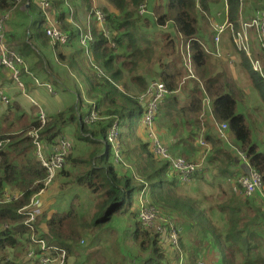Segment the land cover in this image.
<instances>
[{"label":"trees","instance_id":"obj_1","mask_svg":"<svg viewBox=\"0 0 264 264\" xmlns=\"http://www.w3.org/2000/svg\"><path fill=\"white\" fill-rule=\"evenodd\" d=\"M80 1L90 2V0ZM106 1L113 8L112 12H106L105 21L110 28L106 25L108 32L110 30L115 32L114 36L109 33L115 42V47H111L107 39L92 26L94 41L91 43L90 50L93 58L101 61L98 68L104 70L105 74L96 79L93 76L87 79L89 86L87 97L93 102L87 105L83 103L80 95L76 94L74 104L48 116L43 126L37 120V116L29 120L17 102H11L2 114L0 123V264H38L27 258L30 251L37 255L43 252L40 245L33 242V239L42 241L45 247L52 246L65 250L67 253L65 264H71V258L77 257L80 253L79 245L80 242H84L85 237L99 231L113 214L127 213L135 218L131 232L132 239L141 250L155 256L150 258L149 262L162 264L163 259V264H167L164 253L162 258V249L158 244L160 239L141 223L137 209L136 213L130 212L129 206L133 192L141 188L147 189L152 201L158 206L179 213L201 229L199 237L201 248L195 251L197 255H204L210 246L211 249L217 250L216 255L221 256V264H264V207L263 202H259L264 198V149L261 150L252 139L253 125L251 127L247 125L245 116L237 111L240 96L236 90L235 80L224 70L213 72L208 67L209 58L203 53V47L197 38L196 10H208L211 0H165L160 5L164 6V10L154 13L156 16L154 23L164 26L167 22H171L178 36L180 35L184 41H189L193 71L201 80L203 88H200L196 82H189L192 83L190 88L182 86L188 104L175 110L168 103L169 100L178 101L172 92L177 89L179 78L184 75V68L178 69L176 66L171 70H162L157 75L171 93L163 99V101L166 100L163 103V110L170 118V129L187 130L180 141L184 145L185 153L180 149H174L177 151L176 155H184L187 161L195 160L199 154L196 139L202 131L211 147L207 152L204 169L202 173L193 175L190 182H180L175 174L169 171L168 163L155 157L148 147V142L140 141V150L146 156L143 167L137 169L136 177L145 185L137 184V180L127 173V169H124L125 172L119 170L117 166L119 163L115 162L113 151L105 140L109 127L117 118L123 128L119 136L120 142L125 145L128 130L133 128L135 116L137 114L143 116L145 110L135 96L119 90L114 80L120 73L115 62L118 58L123 59L122 55L116 53L118 47L123 46L122 39L126 43L123 47L128 50L124 57L128 59L124 61L125 65H135L137 68L141 60L150 57L147 51H150L148 47L151 44L141 48V40L144 42V39L138 38L133 32L134 28H137L135 24L138 25L149 19V17H141L138 13L141 7L144 9L143 14L148 12L146 0ZM252 1L264 10V0ZM52 2L59 11V18L57 16L60 22L59 28L69 34L70 41L75 39L79 30L75 28L74 23L73 25L69 23L68 17L77 20L76 15H70L66 0H52ZM240 5L241 0H226L227 16L231 22L234 21ZM89 6L90 4L87 3L86 7L89 8ZM35 33L43 43L47 41L50 43L43 22L39 23ZM50 45L58 48L57 45L54 46L51 43ZM170 45L174 47L172 39H169L164 47ZM24 49H27V45ZM19 55L22 58L20 53ZM165 56L170 57L165 65L175 64V59H179V65L182 64L180 62L182 56L177 46L174 53L172 51ZM58 57H62V54L58 53ZM242 65L245 68L244 61ZM136 71L137 69L133 71V78L139 84V90L144 91L147 83L145 78L137 75ZM262 71L263 77L249 71L246 72V76L264 104V68ZM203 91L212 100L215 121L227 124L230 143L244 154L250 170L260 176V191L263 192L261 195L263 198L256 195L246 197L238 185L232 189L230 182L233 176L229 174V169L235 164V154L223 140L217 138L216 130L211 129L209 123H205V119L199 120L202 113ZM92 105L103 107V111L99 114L100 119L85 122L84 117L88 115L89 107ZM32 108L36 109L34 106ZM70 125L75 127L76 140L85 144L87 150L79 155H75L72 151L68 153L64 163L67 168L65 169L63 165L54 179L61 177L64 180L58 184L61 190L65 188V184L86 187L96 198L95 211L91 213L90 219H87V214H82L78 210L79 197L75 195L66 211L49 213L44 207L38 206L40 214H37L34 221L29 223L32 226L31 229L24 224L29 209L25 208L24 211L21 209L28 206L30 199L43 188L47 172L34 153L33 139L29 136V132L37 131L39 140L49 147L64 139L65 129ZM186 153L196 154V156L193 159ZM211 163H214L211 177L214 184L210 185L216 186L215 189H217L214 196L208 195V200L197 196L200 192L199 188H195L196 191L187 197H180L174 191V185L192 186L201 183L208 173L207 165ZM6 194H9L10 198ZM211 196L214 200H211ZM205 200L209 202L208 206H204L202 201ZM187 224L183 223L184 227L193 230L192 223ZM18 247L24 251L22 262H17L13 256V251ZM223 249L224 255L221 254ZM174 251L176 252L175 249ZM90 258V256L87 257V259ZM94 258V264L102 260L98 256ZM194 261L196 259L192 263Z\"/></svg>","mask_w":264,"mask_h":264},{"label":"rangeland","instance_id":"obj_2","mask_svg":"<svg viewBox=\"0 0 264 264\" xmlns=\"http://www.w3.org/2000/svg\"><path fill=\"white\" fill-rule=\"evenodd\" d=\"M163 1L165 0H146V9L148 12H145L144 14L139 13L141 17H149V19L146 22H140L138 25L135 24L133 32L138 37H143L144 42L141 40L140 47L145 48L151 44L150 51H147V55L150 54L149 58H144L140 61L137 68H135V65H125L124 61H128V59H124L126 57V53H128V50L125 49L123 46L125 41H123L121 44L123 46L118 47L116 53H120L123 56V59L118 58L115 62V66L117 69H122L123 71V77L125 79V83L121 84V87L116 86L119 90L129 93L131 96H135L137 100H139V97L146 91L145 90H139V84L134 80L131 81L126 80L129 77V73L135 71L137 69V75L141 77H145L147 75V70L149 71H157V73H160L162 70L167 71L171 70L172 68H184L183 64L179 65V59H175V64L165 65L167 61H169L170 57L165 56L166 53H171L175 47L178 45V34L176 33L173 25L171 22H167L166 25L161 26L154 23V13L156 14L158 10H164V6H160L163 4ZM55 3V2H54ZM66 6H68V10L70 11V15L74 16L76 15L77 20H74L72 17H68L69 23L73 25H76L75 27L79 29L82 33L87 31V28L91 30L92 26L95 27L94 22V15L97 11L101 12L104 16V23L106 24L107 21H105L106 12H112L113 8L107 3L106 0H90V2H84L80 0L72 1V0H66ZM87 3L90 4L89 8L86 7ZM65 9V6H64ZM141 10V9H140ZM75 12V14H74ZM260 12H264L263 9H260L259 6L252 0H241V5L238 8V12L235 16V19L233 23L236 26H239L240 23L250 22L252 19L256 18ZM12 20H10L7 23V26L16 28V22H14L15 18H19L22 15L24 16L25 12L21 11L19 6L16 7V9L13 11ZM29 14L33 17V20H27V24L29 25V30L35 32L37 29V26L40 23L41 20V14L39 12V9L36 7L35 3L32 1L31 7L29 9ZM196 24H197V38L199 39L200 43L206 46L211 52H215L216 48L211 41V38L213 36V27H211V22L221 24L225 18L230 22V19L227 16V10H226V4L225 0H211L208 4V10L201 11L200 9L196 10ZM14 17V18H13ZM108 26V24H106ZM109 28V26H108ZM110 29V28H109ZM252 35V38L254 41H249V34ZM111 31V30H110ZM110 35L114 36L115 32L111 31ZM25 33V32H24ZM248 36V41L250 44V54L252 61H257L259 66L261 68H264V50L261 48L260 40L257 39V32L256 27H250L246 31ZM261 34V32L258 29V35ZM227 36H224L223 42L226 43L228 40L226 39ZM169 39H172L174 42V47L171 45L169 47H164V45L168 42ZM11 43V42H9ZM12 44V43H11ZM77 43H73V41H70L65 46L54 48L56 53L53 55L55 59L58 58V53L60 55L62 53H65L66 51H71L72 53L77 51L76 53H73V55L78 54V56H75V64L73 68L76 69L77 73L79 74V83L83 80H87L90 76H93L94 79L97 77L103 75L98 72V70H101L100 63L101 61H96L92 53L90 52L89 57H87L82 51H79L78 49L81 48V45L76 46ZM14 49L17 51V47L12 44ZM228 50H231L228 47ZM218 52L224 53L225 51L221 46H218ZM240 56L243 58L242 62H245V68L241 66V61L236 60L234 58V55L231 54L229 56H223L221 58H210L209 59V68H211L213 71H222L227 70L229 73V70L233 73V78L237 80L238 84L237 87L240 92V100L238 103V112H242L246 114L247 117V123L252 128V139L256 144L259 145V147L264 149V104L261 101L258 93H256L254 90V87L250 84H248L246 81L247 76L245 75L244 71L247 70L250 73L252 72V68L250 65V62L248 58L245 56L243 52L240 51ZM35 57L38 59L41 70L39 74H36L37 79L39 81H49L48 77H46L45 67H46V60L42 56L48 57V55H44V53L41 51V53L35 52ZM235 55H238V52L235 53ZM51 58V57H50ZM232 59V60H231ZM50 63V60H48ZM52 61V59H51ZM56 61V60H55ZM133 61V60H130ZM232 61V62H231ZM53 62V61H52ZM53 63H58L53 62ZM64 67H71L72 62L70 60L65 61ZM217 63L219 64V67L217 68ZM58 65V64H57ZM175 65V66H174ZM230 65V66H228ZM67 67V68H69ZM28 67L20 66L19 67V75L18 80L22 83L24 87V91L22 92L23 88H20L11 78V76L5 77L4 80L9 82V87L11 91H15L16 94L23 97V94H31L34 92V90L38 87H36V84L32 80L33 75H29V78L31 79V84L29 85L25 79L26 73L28 72ZM185 69V68H184ZM229 69V70H228ZM244 69V70H242ZM59 72L58 75L60 78L67 80V83L71 85V88L74 89L75 86V80L73 76L63 71V67L58 68ZM98 72V74H96ZM104 73V70H102ZM157 73H152V76H147V78H151L150 82L153 80H161L159 78V75ZM184 75L182 78H179L178 87L175 89V91L172 92V94L176 95L177 102H173V100H169L168 103L171 106V108H174L175 110H178L180 106L188 104V99L184 96V92L182 90L183 87L190 88L192 87V83L184 84L183 79L186 74L183 72ZM134 74V72H133ZM196 74V72H195ZM255 74V73H253ZM105 75V74H104ZM230 75V74H229ZM109 76V75H108ZM232 76V75H230ZM238 77V78H237ZM245 78V79H243ZM0 81H3V78L0 76ZM122 81V80H121ZM149 82V83H150ZM161 82V81H160ZM192 82H196L200 88H203L201 80L196 74L195 79H192ZM115 84V83H114ZM118 84V83H117ZM128 84V86H127ZM119 85V84H118ZM120 86V85H119ZM89 89V86L86 87ZM125 88V89H123ZM46 95H49L44 88ZM76 90L79 91L78 86L76 87ZM10 97L7 95V93H4V96L6 97V102H4L0 98V123L3 118V111L6 108V106L10 105L12 102V99H15L11 92H8ZM171 94L170 92L165 96L168 97V95ZM183 95V97H181ZM238 96V95H237ZM164 97V98H165ZM163 98V99H164ZM163 99L158 102L157 109L155 112L154 119L152 121V130H148L147 127L144 125H141L142 117L141 114H137L135 116V122L133 125V131L129 132L127 134V139L125 142V145H120V151L123 154V163L122 165H117L119 170L122 172H125L124 169H127V173L133 178L137 180V184H143V182L137 178L136 173L137 169H141L145 163V153L140 150V141L141 142H148L150 150H152L151 145L152 141L156 140L158 143L166 149V151L171 154L172 156H178L177 151H174V149H181L184 148V145L180 142L181 139L184 138V136L187 133V130H176V129H170V121L169 117L165 115V110H163ZM87 100L88 102H85L82 98L83 103H86L87 105L93 102V100ZM23 101V100H22ZM73 97L70 103H72ZM140 101V100H139ZM35 107V106H34ZM36 108V107H35ZM99 111H103V107H99ZM47 117L50 116L45 111ZM252 119V123L250 122V118ZM30 120V119H29ZM85 121V117H84ZM86 122V121H85ZM141 125V126H140ZM140 127L139 130H137ZM122 128V126H121ZM123 132V128H122ZM76 131L75 127L73 125H70L65 129V135L63 140H68L71 147L68 153L71 151L75 155H79L85 150H87V146L85 144H82L78 140H76ZM182 144V145H179ZM185 159L184 155L178 156ZM236 160L244 161L238 157L235 158ZM246 160V157H245ZM234 162V163H235ZM247 162V160H246ZM214 163L207 165L208 173H206V178L199 184L196 183V185L192 186H181L182 184H179L178 186L174 185L175 189L174 191L181 197H187V195L191 196V193L193 191H196L195 188H199L200 192H198L197 196L204 197L208 200V195H213L217 189L216 186H211L214 184V180L211 178L213 175V168ZM235 165V164H234ZM65 169L67 166H65ZM62 168V167H61ZM233 168V167H232ZM236 169V168H233ZM232 177V176H231ZM229 177V179L231 178ZM170 178V177H168ZM64 180L61 177H57L53 180V182L42 192L41 195L37 198L38 206L44 207L46 211L49 213L52 211L62 212L66 211L70 207V202L72 201V198L77 195L79 197L78 201V210L82 214H87V219H90V215L93 211H95V201L96 198L93 196V194L90 193V191L84 187L79 186L76 184H65L64 189H60L58 184L60 182H63ZM233 181V177L231 182ZM145 185V184H143ZM236 188L235 180L233 181V189ZM145 189V190H143ZM143 191L144 196L142 198V201L153 207L155 210L158 211L159 214L163 215V220L169 221V217L171 219V223L181 229V235H180V244L179 249H174L167 245L163 239L160 238V235L156 233L152 228H148L149 231L154 232L157 237L160 239V242L158 243L161 247L162 251V258L164 253V259L165 263L167 264H181L179 254H183L184 260H182L183 264H196L199 260H201L203 257L201 255H197L195 251L200 250L201 246V240H199L200 231L201 229L196 226V224L191 221L183 218L179 213L172 212L167 209H163V207L158 206L156 203H154L151 199V196L149 195L146 188H141L138 191H134L133 195L131 197V205L129 206L130 212L136 213L137 205L138 203V195ZM260 190L255 192L251 197H254L255 195H259ZM203 193V194H202ZM262 193V192H261ZM214 196V195H213ZM141 197V195H139ZM183 197V198H184ZM211 200H214V198L211 196ZM204 202V206H208V201H202ZM259 202H263L262 206L264 207V198L263 201L259 200ZM40 214V213H39ZM170 215V216H169ZM166 217V218H165ZM135 221V218L130 215V213L127 214H113L109 221H107L105 224H103L102 228L94 233L93 235H88L84 238V242H80V253L77 255V257L71 258V264H94L95 256L100 257L102 260L100 263L97 264H152L153 262L150 261V258H154L155 256L144 252L137 246L136 242L132 239V230H133V223ZM192 223L191 228H185L183 223ZM188 225V224H187ZM204 225V223L202 224ZM200 225V226H202ZM264 231V230H263ZM222 245L224 246V242H222ZM221 254L224 255V249L221 250ZM14 259L19 262L23 261L24 259V251L18 247L13 251ZM90 256V259H87V257ZM197 256V257H196ZM194 263H192V261ZM70 261V260H69ZM163 264V259H162Z\"/></svg>","mask_w":264,"mask_h":264},{"label":"built area","instance_id":"obj_3","mask_svg":"<svg viewBox=\"0 0 264 264\" xmlns=\"http://www.w3.org/2000/svg\"><path fill=\"white\" fill-rule=\"evenodd\" d=\"M35 2L41 14V20H43V26L46 29V35L49 37L50 43L54 46L57 45L58 48L67 45L70 41L69 34L59 28V11L54 9L52 0H35ZM9 4L11 5L7 7V5ZM26 4H29V0H0V66L6 68L9 71L12 80L20 88H23V85L18 80L19 67L24 66V61L19 53L8 43L6 33L7 22L10 19L13 11L17 6L20 5L21 7H24ZM139 12L142 14L144 12V9L141 7V10H139ZM94 16L95 17L93 20L96 24L95 27L97 31L107 39L111 47H115V42L113 41L112 37L109 36V32L107 30L106 24L104 23V16L102 15V13L97 11ZM254 26H258V29L261 32V34H259V40L261 43V48L264 50V12H260L258 16H256V18L252 19L250 22H241L238 27H236L231 21L229 22L227 19L220 25H214V36L212 42L215 45L216 50L215 52H210L202 44L203 50L207 54L220 56V53L218 52V46L220 45V36L225 30H229L231 32L232 42L236 50H238L239 52H243L248 58L252 68V72L258 76L263 77L262 68L259 66L257 61H252L251 54L249 52L250 47L246 31L248 28ZM76 41L79 45H81V51L87 57H89V54L91 52L90 46L94 41L91 30L87 28V31L84 33L79 30ZM180 53L183 61L182 64L186 70V78L184 77V79H195L196 74L193 71V62L191 59L189 41L181 42ZM98 72L100 74H103L101 76H105L101 70H98ZM148 85L149 86L147 87L146 91L139 97L140 101H138L142 103L145 109L142 117V123L147 127L148 130H152V121L155 116L157 104L169 93V91L167 90L165 83L160 82L159 80H153V82L151 81ZM47 89L52 91V88L50 86H47ZM0 98L4 102L7 101L3 91H0ZM211 109L212 102L208 95L204 92L202 98V114L200 117L201 121H203V115L207 113L212 115ZM101 112L99 111L98 106H90L89 113L87 116H85V121L88 122L100 119L99 114H101ZM36 118L40 122L41 126H43L47 120V115L43 109H39ZM211 118L213 119L212 116ZM215 126L218 136L217 138L223 140L224 143H226L227 146H229L230 149L233 150V153L246 163L244 154L230 143L231 141L228 134L227 124L217 122ZM203 133L204 132L200 131V134L196 139L199 154L193 161H187L182 157L172 156L156 140L152 141V152L156 158L168 163L169 171L175 174V177H177L180 182H190L193 175L202 173L207 157V152L211 148L209 142L205 139V137H203ZM120 134L121 126L119 124V120L116 118L113 124L108 129L105 143L110 145L114 154L115 162L122 164L123 154L120 151ZM29 136L33 139L34 153L47 172L46 179L43 183V188L30 199L28 206L21 209L23 211L25 208L29 209L27 218L24 220V224L28 225L32 229V226H30L29 223L33 222L35 216L39 214V209L37 208V196L42 194L44 188H46L53 181L56 173L64 165L65 158L68 155L71 145L68 140H59V142L55 145L47 147L42 141L39 140L37 131L29 132ZM235 183L236 185L241 187L246 197H251L256 191L261 190L260 176L253 170H250L246 174L241 173L237 175L235 177ZM6 195L8 198H10L9 194ZM139 195H141V197H139ZM139 195L137 196L139 199L137 210L138 217L141 223L146 228H152L156 233H158L160 235V238L163 239V241L167 245H170L174 249H179L181 229L175 227L171 223L170 217L169 221L163 220V215L159 214L157 210L142 201V198L144 196L143 191ZM21 210H19V212ZM33 242L40 245V248L43 250V252L40 253V255H37L33 251H30L27 255V258L29 260L35 261L38 264L66 263L67 253L65 252V250L52 246L45 247L44 243L39 240L33 239ZM179 258L181 264H183V257L181 253L179 254ZM197 264L205 263L202 260H199Z\"/></svg>","mask_w":264,"mask_h":264},{"label":"crops","instance_id":"obj_4","mask_svg":"<svg viewBox=\"0 0 264 264\" xmlns=\"http://www.w3.org/2000/svg\"><path fill=\"white\" fill-rule=\"evenodd\" d=\"M32 1L35 3L36 7L38 8L35 0H29V4L28 5L26 4L24 7H21L19 5V8L21 9V11L25 12V14H24V16L22 15L21 17L14 19L15 20L14 22H16V28L7 26L6 36H7V39H8L7 40L8 43L11 42L13 45H15L17 47V51L22 55V58H23V61H24V66L25 67H28L27 68L28 69V72L25 74L26 75L25 79H26L27 83L29 85L31 84V79L29 78V75L30 74L33 75L32 76V80L36 84V87H38V89L36 88L34 90V92H32L30 95L29 94H23V97H21L20 95L16 94L15 91H11L10 90V87H9L10 86L9 85V82L6 81V80H4L5 77L10 76L9 71L6 68H4V67H0V76L3 78V81H0V91H3V93L6 92L9 97H10V95H9L8 92H11V95L15 98V99H12V102H17L19 104V106L21 107V109L23 110V112L26 114L27 118H29V119L30 118H33V117H36L37 116V112L39 111V109H43L44 112L46 111L50 115L51 114H54V113H56V112H58V111H60L62 109H65L66 107H68V106H70V105H72V104L75 103V101H76L75 100L76 99V94L77 95H80V98L81 99L83 98L85 102L87 101L85 99L88 98L87 97V90L88 89L86 88L87 85H88V81L87 80H84V81L82 80L81 83H79L80 82L79 81V74L77 73L76 69L73 68V66L75 64V56L77 57L79 53L72 56V54L73 53H76L77 51H75L73 53L71 51H66L65 53H62V57H60V58L58 57L57 59H55L53 57V55H55V53H56L54 47H52L50 45V43H48V41L43 43V41H41L39 38L36 37V33L35 32L30 31L28 29L29 28V25L26 23L27 20L28 19L30 21L33 20V17L29 14V9L31 7ZM225 4H226V0H225ZM55 6L56 5H54V8H55ZM55 10H57V9L55 8ZM12 16H13V14L11 15L10 19L8 20V22L10 20H12ZM226 19L227 18H225V20ZM40 22H43V20H40ZM232 23H233V21H232ZM214 25H220V24L211 22V27H214ZM236 27H238V26H236ZM254 27H256L257 39L259 41L260 35H258V26H254ZM213 30H214V28H213ZM248 34H249V41L250 42L251 41H254L253 38H252V35L249 32V30H248ZM213 36H214V34H213ZM213 36L211 38V41L213 39ZM224 36H227L226 39L228 41L226 43H224L222 41L223 38H224ZM178 39H179V41H178L177 48L180 51V44H181V42H185V41L183 40V38L181 36H179ZM71 41H73V43H77L78 44V42L76 41V38L73 39V40H71ZM11 43H9V44L12 46ZM69 43H70V41H69ZM77 44H76V46H77ZM25 45H27V49H24L25 48ZM219 46H221L223 48V50L225 51L224 53H220V56H214V55L207 54V53L204 52V50H203V53L209 59L210 58H221L224 55L225 56H229V55L233 54L234 55V58L236 60H238V61L240 60L241 61V66H243L242 65L243 58H241V56L239 54L240 52L238 50H236V48H235V46H234V44L232 42L231 32L229 30H225L222 33V35L220 36V45ZM228 47L231 50H228ZM249 47H250V44H249ZM78 50L81 51L80 48ZM36 51L38 53H41V51H42L44 53V55H48V57L42 56L46 60L45 72H46V77H48V80H49L47 82H45V81H39L37 79L36 74H39V72L41 70V65H40L38 59L34 55ZM208 51H210V50L208 49ZM237 52H238V55L236 56L235 53H237ZM118 55H121V54L118 53ZM51 59H52L53 62H56L57 61L58 62L57 63L58 65L56 63H53L51 61ZM48 60H50V63H49ZM67 60H70L72 62V66L71 67L67 66L69 68L64 67V66H66L65 65L66 64L65 61H67ZM180 62L183 63V61H180ZM228 66H230V65H228ZM60 67H63V71L64 72L70 74L71 76H73V78L75 77L74 80H75L76 85L79 88V91L76 90V87L77 86H75V84H74V89H73V88H71V85L69 83H67V80L60 78V76L58 75V72H59L58 68H60ZM216 67L217 68L219 67V64L218 63H217V66ZM242 70H244V69H242ZM101 71H102V69H101ZM224 71L226 73L228 72L225 69H224ZM213 72H217V71H213ZM152 73L155 74V73H157V71H149V70H147V75L145 77H143V78H145V81H146L147 85L149 84L150 79H151V78H147V76H152ZM244 73H245V75H247L246 74V70L244 71ZM96 74H98V72ZM229 74L232 75L230 77L233 78L234 75H233V73L230 70H229L228 75ZM133 76H134L133 73H129V77L126 80H129L130 79L131 81H133ZM185 78H186V74H185ZM243 79H245V78H243ZM234 80L236 82L235 85L237 87L238 82H237L236 79H234ZM114 81L116 82L115 85L118 86V87H121V84H124L125 83V79L123 77V71H122V69H120V73L117 75L116 80H114ZM183 82H184V84L185 83L188 84L189 82H192V79H184ZM246 82L248 84L252 85L247 80V78H246L245 83ZM47 86H50L52 88V91H50L49 89H47ZM127 86H128V84H127ZM39 88H44L49 95H46L45 91H43V89H39ZM123 89H125V88H123ZM236 90L238 91L239 96H240V92H239L238 87H237ZM23 91H24V87L22 89V92ZM204 92L205 91H203V93ZM184 94H185V92H184ZM72 97H73V101H72V103H70L71 100H72ZM181 97H183V95H181ZM239 100H240V98H239ZM239 100H238V103H239ZM211 102H212V100H211ZM32 106H35L36 109H33ZM211 110H212V115H210V114L207 113V114L203 115L202 119L203 120L205 119V123L206 122L209 123L211 129H215L216 130L215 124L217 123V121L216 122L214 121L215 119H214V116H213V103H212V109ZM4 111H5V109H4ZM240 113H242V112H240ZM242 114L245 116V120H246V123H247L246 114H244V113H242ZM211 116L213 117L214 120L211 118ZM200 117H201V115H200ZM199 120H200V118H199ZM250 122L252 123V119L251 118H250ZM141 125L144 126L142 124V122H141ZM247 125H248V123H247ZM132 129L131 130H128V131L131 132V131H133ZM139 129H140V127L137 130H139ZM121 130H122V128H121ZM215 130H214V132H215ZM230 141H231V138H230ZM179 145H182V144H179ZM181 150L183 151V153H185V148H181L180 151ZM186 155L190 156L193 159L196 156V154H189V153H186ZM236 157H238V156L235 155V158ZM232 167L233 168H236V169H233V168H230L229 169V174L231 176H233V181L235 180V177L237 175H239L241 173H245L246 174L250 170V167L247 164V162L246 163L245 162L243 163L242 161H238V160H236L235 165H233ZM233 181L230 182L232 189H233ZM262 194H263V192L260 193L259 195H256V196H259V197H262L263 198V196H261ZM216 253H217V250L216 249L213 250L209 246L206 249V253L204 255H202V254H199V255L203 256V257H200V258H202L201 260L205 264H221V262H220L221 261V256L220 255H216ZM183 256L184 255L182 254V257ZM183 259H184V257H183Z\"/></svg>","mask_w":264,"mask_h":264}]
</instances>
